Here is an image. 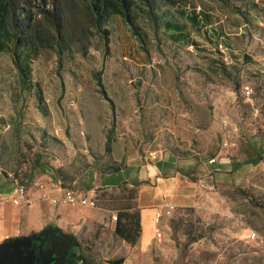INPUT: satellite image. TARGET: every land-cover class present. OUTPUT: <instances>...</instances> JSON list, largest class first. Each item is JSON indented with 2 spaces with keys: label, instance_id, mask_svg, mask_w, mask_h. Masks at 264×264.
I'll use <instances>...</instances> for the list:
<instances>
[{
  "label": "rangeland",
  "instance_id": "1",
  "mask_svg": "<svg viewBox=\"0 0 264 264\" xmlns=\"http://www.w3.org/2000/svg\"><path fill=\"white\" fill-rule=\"evenodd\" d=\"M106 1L0 0L1 176L96 199L47 223L82 264H264V0ZM161 160L194 201L159 207L162 239L132 245L120 214Z\"/></svg>",
  "mask_w": 264,
  "mask_h": 264
},
{
  "label": "crops",
  "instance_id": "2",
  "mask_svg": "<svg viewBox=\"0 0 264 264\" xmlns=\"http://www.w3.org/2000/svg\"><path fill=\"white\" fill-rule=\"evenodd\" d=\"M180 176L181 172L174 160H161L155 164L154 171H147L146 176L141 174L137 176L139 178L137 182H142L141 190L136 198V209L139 212L142 227L139 242L141 241L143 245L147 246L151 241L155 229L154 218L159 207L168 203L173 207L189 206L193 203L194 193L188 191V186L179 184L182 182ZM46 186L44 193L38 189V185L28 187L29 194L35 199L34 204L29 207L16 206L12 197L14 184L7 182L1 176L0 170V242L40 230L47 225L55 212L67 210L69 205L64 203L53 210L48 209L47 205L51 202L43 198V195L59 197L62 195L63 188L56 183L53 186L48 184Z\"/></svg>",
  "mask_w": 264,
  "mask_h": 264
},
{
  "label": "flooded vegetation",
  "instance_id": "3",
  "mask_svg": "<svg viewBox=\"0 0 264 264\" xmlns=\"http://www.w3.org/2000/svg\"><path fill=\"white\" fill-rule=\"evenodd\" d=\"M15 238L24 241L14 246ZM4 243L0 246V264H82L83 261L76 239L52 224L0 242Z\"/></svg>",
  "mask_w": 264,
  "mask_h": 264
},
{
  "label": "built area",
  "instance_id": "4",
  "mask_svg": "<svg viewBox=\"0 0 264 264\" xmlns=\"http://www.w3.org/2000/svg\"><path fill=\"white\" fill-rule=\"evenodd\" d=\"M252 90L250 88H247L246 95H250ZM155 152H150L151 158H156ZM216 160H211L210 163H215ZM6 178L10 180L14 184V192H13V203L16 206H32L35 202V199L29 194V190L27 185L24 184V182H21L15 173L6 171ZM38 189L41 192H45L47 189V186L45 183H41L38 185ZM43 198L49 200L53 205H59L61 203H64L66 205L76 207V206H82V207H88V208H96L97 201L92 196H88L86 193L82 194L79 192H76L72 188H63L62 189V195L61 196H48L47 194L43 195ZM163 215V209L157 210V213L155 214L154 222H155V237L158 240L162 239V233L159 229V224L161 221ZM115 220H117V217H114ZM252 239H260L259 236H257V233L253 232L251 235Z\"/></svg>",
  "mask_w": 264,
  "mask_h": 264
},
{
  "label": "trees",
  "instance_id": "5",
  "mask_svg": "<svg viewBox=\"0 0 264 264\" xmlns=\"http://www.w3.org/2000/svg\"><path fill=\"white\" fill-rule=\"evenodd\" d=\"M107 3H111V1H106ZM95 8H93L94 11ZM6 15H4L1 19H0V50H2L4 48V44L5 41H3V37L6 36ZM193 21V24L198 25L199 21H198V16H193V18L191 19ZM167 26L174 30V35L176 36V38L179 41H185L187 39V34L184 33V27L181 24H173V23H167ZM20 68V73H21V78L23 80V82H26V79H28V75H29V70L27 68V65L25 64L23 67L19 66ZM3 121V120H0ZM113 131V130H112ZM112 142H113V136L109 135L106 141V145H105V151L107 153H110L112 151ZM251 162L257 164L258 160H252ZM123 169L120 168L119 166H114L113 167V171L110 173H107L106 175H110L113 173H118L120 171H122ZM57 173L63 175V179H66V176H64V171L60 168H57L55 170ZM5 176L6 173L4 172ZM62 183L64 184V182L62 181ZM142 182H137V185H140ZM137 193V191H136ZM137 198V197H136ZM136 204V203H135ZM120 220L118 222V226L116 228L117 233L120 235V237L125 240V242L130 243L132 245H135L137 243V241L140 239L141 237V224H140V216H139V212L137 211V213L132 214L131 212H125V213H121L120 214ZM125 219L126 222H122V220ZM125 260L123 258H121L120 260L116 261V264H122Z\"/></svg>",
  "mask_w": 264,
  "mask_h": 264
},
{
  "label": "water",
  "instance_id": "6",
  "mask_svg": "<svg viewBox=\"0 0 264 264\" xmlns=\"http://www.w3.org/2000/svg\"><path fill=\"white\" fill-rule=\"evenodd\" d=\"M23 241H24L23 238H15V239H12V242H13L14 246H18ZM3 245H6V243L0 244V246H3Z\"/></svg>",
  "mask_w": 264,
  "mask_h": 264
}]
</instances>
